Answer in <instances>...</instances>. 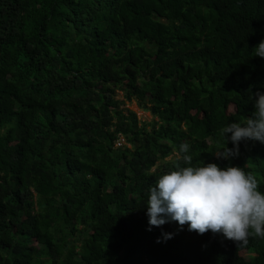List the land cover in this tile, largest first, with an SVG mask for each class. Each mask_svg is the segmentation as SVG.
<instances>
[{
    "label": "trees",
    "instance_id": "obj_1",
    "mask_svg": "<svg viewBox=\"0 0 264 264\" xmlns=\"http://www.w3.org/2000/svg\"><path fill=\"white\" fill-rule=\"evenodd\" d=\"M262 40L264 0H0V264H264V239L146 214L182 143L264 192V143L214 155L264 93Z\"/></svg>",
    "mask_w": 264,
    "mask_h": 264
},
{
    "label": "clouds",
    "instance_id": "obj_2",
    "mask_svg": "<svg viewBox=\"0 0 264 264\" xmlns=\"http://www.w3.org/2000/svg\"><path fill=\"white\" fill-rule=\"evenodd\" d=\"M252 54L264 58V40L254 47ZM248 93L255 110L243 123L232 122L219 129V136L233 147L218 149L214 154L217 159L231 161L238 157L241 141L264 143V93H252L251 88ZM189 151L190 145L182 143L178 152L166 158L173 161V168L162 172L155 185L150 186L146 203L148 230L177 222L181 229L188 225L189 231L200 235L209 231L222 234L238 248L246 247L249 238L264 239V192L258 190L256 177L231 163L223 168L205 162L193 166ZM173 235L163 233V240Z\"/></svg>",
    "mask_w": 264,
    "mask_h": 264
},
{
    "label": "rangeland",
    "instance_id": "obj_3",
    "mask_svg": "<svg viewBox=\"0 0 264 264\" xmlns=\"http://www.w3.org/2000/svg\"><path fill=\"white\" fill-rule=\"evenodd\" d=\"M117 100H119V101L123 100V93L122 92H119ZM122 107L135 112L141 123L151 122L154 119L153 116L151 115V113L149 111H146V110L140 108V106L138 105V103L136 101H132V102L125 101L124 105ZM117 145H118V143H117ZM238 255L245 257V258L249 257V253L246 251H241L238 253Z\"/></svg>",
    "mask_w": 264,
    "mask_h": 264
},
{
    "label": "built area",
    "instance_id": "obj_4",
    "mask_svg": "<svg viewBox=\"0 0 264 264\" xmlns=\"http://www.w3.org/2000/svg\"><path fill=\"white\" fill-rule=\"evenodd\" d=\"M126 142H125V139L121 136L120 139L118 140V145L117 146H122V145H125Z\"/></svg>",
    "mask_w": 264,
    "mask_h": 264
}]
</instances>
